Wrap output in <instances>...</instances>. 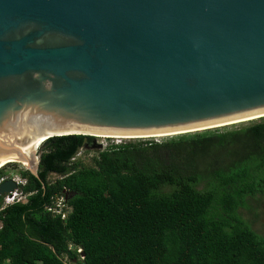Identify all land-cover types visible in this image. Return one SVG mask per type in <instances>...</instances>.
Masks as SVG:
<instances>
[{"label": "water", "instance_id": "95a60500", "mask_svg": "<svg viewBox=\"0 0 264 264\" xmlns=\"http://www.w3.org/2000/svg\"><path fill=\"white\" fill-rule=\"evenodd\" d=\"M260 115L264 0H0V163L52 136L101 148Z\"/></svg>", "mask_w": 264, "mask_h": 264}, {"label": "trees", "instance_id": "16d2710c", "mask_svg": "<svg viewBox=\"0 0 264 264\" xmlns=\"http://www.w3.org/2000/svg\"><path fill=\"white\" fill-rule=\"evenodd\" d=\"M91 140L49 137L37 175L18 172L26 197L0 211V264H264V235L241 213L264 197V118L121 140L84 164Z\"/></svg>", "mask_w": 264, "mask_h": 264}, {"label": "rangeland", "instance_id": "374dc122", "mask_svg": "<svg viewBox=\"0 0 264 264\" xmlns=\"http://www.w3.org/2000/svg\"><path fill=\"white\" fill-rule=\"evenodd\" d=\"M260 118H264V116H262ZM260 118H255V119H251V120H245V121L236 122V123H233V124L219 126V127H214V128L225 129V128L237 127V126L242 125V124H247V123H250L252 121L259 120ZM211 129H213V128H211ZM178 134H182V133L169 134V135H164V136H155V137H142V138H144V139L154 138V140H161V139L164 140L167 137H170V136H173V135H178ZM132 139H135V138H130V137L125 138V137H118V136H114V137L113 136H102V137L97 136L96 137V141L98 143H100L102 145V147L101 148H91L89 146V147L81 148L79 150V152L76 154V160H80L84 164H91L92 163V158L97 154L98 150L106 147L107 145H109L111 143H117V142H120L121 140H132ZM39 150H40V145L38 146L37 150H35V152L33 154V160L31 159V166L32 167H35L34 164H35L36 159L34 157L38 156ZM12 162H14L15 165H8L6 167V169L14 170L15 171L14 174H18L19 175V173H18L19 171L30 168L28 166L22 165L17 160H12ZM57 177H58V175H56L54 173L48 175V179L49 180H54ZM25 197H26V195H25ZM250 203H253L251 209H245V208L241 209L242 218L258 234L264 235V197H260L256 201H250ZM57 205L58 204H56V206ZM61 206L62 205H60V207ZM65 208H68V207L65 206ZM54 209H57V207H54ZM1 227H2V223H1ZM37 264H41V262L38 261Z\"/></svg>", "mask_w": 264, "mask_h": 264}, {"label": "built area", "instance_id": "2783aa9c", "mask_svg": "<svg viewBox=\"0 0 264 264\" xmlns=\"http://www.w3.org/2000/svg\"><path fill=\"white\" fill-rule=\"evenodd\" d=\"M9 179L13 180L16 183V188L11 192L0 195L1 196L0 211L8 205L25 200V194L22 192L21 186L26 183V180L21 178V176H19L18 174H14V172L10 171L8 174L0 177V183ZM62 199L63 197L57 198V201H61ZM48 210H51L52 212L55 213H59L63 218L66 217V213L61 211L60 209H54V207H48ZM1 223L2 222L0 221V228H1ZM78 251H80V249H78Z\"/></svg>", "mask_w": 264, "mask_h": 264}, {"label": "bare ground", "instance_id": "6f19581e", "mask_svg": "<svg viewBox=\"0 0 264 264\" xmlns=\"http://www.w3.org/2000/svg\"><path fill=\"white\" fill-rule=\"evenodd\" d=\"M263 116V115H260ZM258 118L257 116L251 117L250 119H255ZM249 118L243 119V120H247ZM241 120H237V121H233V122H239ZM161 135H165V134H161ZM99 137L102 136H112V135H108V134H100V135H96ZM115 136V135H114ZM113 136V137H114ZM118 137H122V136H118ZM124 137V136H123ZM125 137H131V136H125ZM42 143L41 140L37 141V140H32L29 144H27L25 147L22 148L23 152L25 155L28 156V158H24L23 160L18 159L16 156H9L6 159L2 160L0 163V167L3 166L4 164H6L7 162H10L12 160H17L19 163H21L24 166H28V167H32L31 166V159L33 160V156L30 157V152L37 150L38 146ZM35 156V155H34ZM36 159V157H34ZM35 161V160H34Z\"/></svg>", "mask_w": 264, "mask_h": 264}, {"label": "flooded vegetation", "instance_id": "af4514ba", "mask_svg": "<svg viewBox=\"0 0 264 264\" xmlns=\"http://www.w3.org/2000/svg\"><path fill=\"white\" fill-rule=\"evenodd\" d=\"M69 196H70V193H69V192H66V196L64 197L65 200H66V198L69 197Z\"/></svg>", "mask_w": 264, "mask_h": 264}]
</instances>
